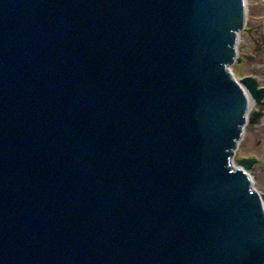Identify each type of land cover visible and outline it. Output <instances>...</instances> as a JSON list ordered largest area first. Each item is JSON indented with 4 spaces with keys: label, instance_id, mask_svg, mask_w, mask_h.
<instances>
[{
    "label": "water",
    "instance_id": "95a60500",
    "mask_svg": "<svg viewBox=\"0 0 264 264\" xmlns=\"http://www.w3.org/2000/svg\"><path fill=\"white\" fill-rule=\"evenodd\" d=\"M243 4L0 0V264H264Z\"/></svg>",
    "mask_w": 264,
    "mask_h": 264
},
{
    "label": "rangeland",
    "instance_id": "374dc122",
    "mask_svg": "<svg viewBox=\"0 0 264 264\" xmlns=\"http://www.w3.org/2000/svg\"><path fill=\"white\" fill-rule=\"evenodd\" d=\"M246 1V23L239 33L237 45L239 61L229 65V69L237 78L254 76L258 86L264 87V0ZM262 107H252V110H260L262 114L245 126L242 140L234 153L233 164L234 167H240L236 164L237 158L255 157L257 163L246 171L252 172L254 189L264 195V105Z\"/></svg>",
    "mask_w": 264,
    "mask_h": 264
},
{
    "label": "bare ground",
    "instance_id": "6f19581e",
    "mask_svg": "<svg viewBox=\"0 0 264 264\" xmlns=\"http://www.w3.org/2000/svg\"><path fill=\"white\" fill-rule=\"evenodd\" d=\"M243 2H244V4H243V11H244V14H243V23H242V25H241V29L240 30H238V33H237V35L239 36V33H240V31L245 27L244 25H245V23H246V18H247V16H246V14H247V11H246V8H247V6H246V3H247V1L246 0H242ZM238 40H239V37H238ZM238 45V44H237ZM237 45H235L236 47H235V50H233L234 51V57H233V59H236V58H238V56H237V54H238V51H237V49H238V46ZM239 60V59H238ZM234 62V61H233ZM232 62V63H233ZM229 65H231V64H229ZM229 65H227V67H229ZM229 71L231 72L230 73V76L232 77V79L234 80L235 79V81H238V78H240V79H242L243 77H248V76H250L252 79H254L256 82H257V80L254 78V76H251V75H243V77H236V76H234V72L233 71H231L230 69H229ZM239 86V90H241V93H242V95L244 96V99H247L246 101V104H247V106H248V109H247V111H245L243 114L245 115V119H246V121L243 123V124H241L240 125V127H241V129H242V135H241V137L239 138V140H238V142H237V145H236V147H234L233 149H232V151H233V155H232V159H233V157H234V153L236 152V148L238 147V145H239V143H240V141L242 140V137H243V133H244V128H245V126L246 125H248V123H253V120H254V118L252 117V112H258V110L256 109V110H252V107H254V106H257L258 108H261L263 105H264V96L263 97H261L260 98V102H259V104H258V102H256L254 99H253V97H252V94L249 92V89H247L246 88V86L245 85H241V84H239L238 85ZM256 88L257 89H259V88H261L260 86H258V83H257V85H256ZM262 88H264V87H262ZM263 108V107H262ZM259 112H261L260 110H259ZM250 113H251V115H250ZM261 114H262V112H261ZM261 114L259 115V116H261ZM258 116V117H259ZM257 120V119H256ZM242 158H246V157H242ZM242 158H237V159H242ZM249 158V157H248ZM252 158H255V157H252ZM234 160V159H233ZM233 160H232V166H234V164H233ZM254 163H257V159L255 158V161H254ZM253 163V164H254ZM236 164H239V163H237V160H236ZM252 164V165H253ZM240 165V167H235V168H241L242 169V171L243 172H245V174L250 178L249 179V182H252V172H247L246 170H248V169H250V168H252V166L250 167V168H248V169H246V168H244V166H243V164H239ZM251 187L253 188V190L254 191H256L257 193H258V195L260 194L256 189H254V187H253V182H252V184H251ZM260 201H262V205L264 206V197L262 198L261 196H260Z\"/></svg>",
    "mask_w": 264,
    "mask_h": 264
}]
</instances>
